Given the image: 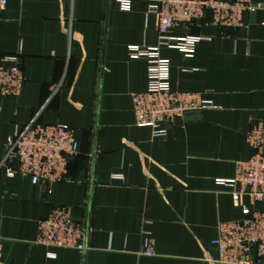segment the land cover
I'll list each match as a JSON object with an SVG mask.
<instances>
[{
  "label": "crops",
  "instance_id": "crops-1",
  "mask_svg": "<svg viewBox=\"0 0 264 264\" xmlns=\"http://www.w3.org/2000/svg\"><path fill=\"white\" fill-rule=\"evenodd\" d=\"M150 1L8 0L0 64L18 56L24 84L18 97H0V163L8 138L35 118L73 129L79 152L50 193L0 169L3 263L216 264L217 225L250 206L218 182L250 157L249 129L264 127V0H251L258 9L244 15L243 28L218 29L209 18L190 28L207 39L190 59L159 49L171 90L212 106L185 115L164 138L132 114L133 95L147 87V62L131 59L129 49L158 43ZM55 207L87 230L85 254L36 245L39 223Z\"/></svg>",
  "mask_w": 264,
  "mask_h": 264
},
{
  "label": "built area",
  "instance_id": "built-area-1",
  "mask_svg": "<svg viewBox=\"0 0 264 264\" xmlns=\"http://www.w3.org/2000/svg\"><path fill=\"white\" fill-rule=\"evenodd\" d=\"M8 0H0V19ZM123 9L128 1H120ZM258 6L251 0H151L148 13L157 18L158 43L154 48L129 49L131 59L147 62V87L133 95L132 114L138 127H148L153 138H164L168 128L187 114L210 109L211 103L194 93H180L169 85V61L161 59L162 47L176 50L185 58H192L197 43L207 40L188 34L190 28L206 18L218 29H240L245 26L244 15ZM182 29V35L175 31ZM24 79L16 55L2 59L0 64V97H18ZM250 151L246 161L235 164V174L220 185L231 188L235 203L241 197L250 206L241 208V217L222 222L216 227V237L210 245L218 254L216 264H262L264 258V127L253 125L245 136ZM79 152L73 129L66 125H43L33 119L6 142V153L0 169L7 177H28L33 186L48 188L67 180L68 166ZM36 245L45 249L74 251L79 255L87 252V230L73 220L64 207L53 208L40 221ZM143 254L152 256L145 245ZM1 256V255H0ZM0 264H5L0 259Z\"/></svg>",
  "mask_w": 264,
  "mask_h": 264
}]
</instances>
